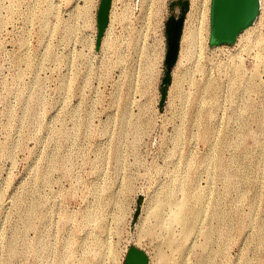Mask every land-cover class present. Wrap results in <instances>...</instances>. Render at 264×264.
<instances>
[{
	"label": "rangeland",
	"instance_id": "rangeland-1",
	"mask_svg": "<svg viewBox=\"0 0 264 264\" xmlns=\"http://www.w3.org/2000/svg\"><path fill=\"white\" fill-rule=\"evenodd\" d=\"M171 1L0 0V264H264V0L159 104Z\"/></svg>",
	"mask_w": 264,
	"mask_h": 264
},
{
	"label": "water",
	"instance_id": "water-1",
	"mask_svg": "<svg viewBox=\"0 0 264 264\" xmlns=\"http://www.w3.org/2000/svg\"><path fill=\"white\" fill-rule=\"evenodd\" d=\"M108 2L109 0H98L96 6L94 47L97 45L104 27ZM174 2L179 4V12L176 15H167L163 21L165 48L162 58L163 71L160 77L159 104L164 98L165 86L170 79L169 70L176 58L181 23L187 8V0H174L169 4ZM257 8V0H209L208 44L232 42L238 31L251 22ZM145 261L146 255L141 249L132 246L127 247L123 264H144Z\"/></svg>",
	"mask_w": 264,
	"mask_h": 264
},
{
	"label": "bare ground",
	"instance_id": "bare-ground-1",
	"mask_svg": "<svg viewBox=\"0 0 264 264\" xmlns=\"http://www.w3.org/2000/svg\"><path fill=\"white\" fill-rule=\"evenodd\" d=\"M206 1V2H205ZM207 1L208 0H202L200 5V10H199V14L198 17L196 15V17L198 18V20L196 21L195 17L194 19H190L191 21L187 22L184 26H182L181 29V33H180V39H179V47H178V52L181 54L184 50L187 49H193L194 45L198 43H201L200 41V36L202 34L206 35V23H207ZM258 4L260 2V0H257ZM261 3V2H260ZM261 6V5H260ZM193 11V10H192ZM185 15H190V13H192L190 11V4L188 3L186 11H185ZM187 17V16H186ZM192 17V16H191ZM188 18V17H187ZM195 20V21H193ZM105 26V25H104ZM204 39V38H203ZM200 40V41H199ZM183 48V49H182ZM116 152V151H115ZM54 158V157H53ZM52 159V158H51ZM197 198H200L199 195H197ZM21 200V199H20ZM180 204V202L178 203ZM175 205V204H174ZM33 206V204H32ZM174 209V208H173ZM28 211V210H27ZM33 211V210H32ZM172 211V210H171ZM30 212V211H29ZM26 214V213H25ZM28 214V213H27ZM183 214V213H182ZM178 210L172 212V216L170 219L169 223H173L176 221H180L183 217ZM29 215V214H28ZM25 216V215H24ZM164 220H162V222L160 223L161 226L166 227V224L163 223ZM159 224V223H158ZM151 230V229H150ZM152 232V231H151ZM150 232V233H151ZM171 238V235L168 234L164 237V241L163 242H168ZM12 249V248H11ZM164 257L163 254H161V258Z\"/></svg>",
	"mask_w": 264,
	"mask_h": 264
},
{
	"label": "flooded vegetation",
	"instance_id": "flooded-vegetation-1",
	"mask_svg": "<svg viewBox=\"0 0 264 264\" xmlns=\"http://www.w3.org/2000/svg\"><path fill=\"white\" fill-rule=\"evenodd\" d=\"M173 1H174V0H173ZM172 4L176 5V7H177V11H176L175 14L168 13L167 15H169V14L176 15V14L179 12V8H180V7H179V4H178L177 2H174V3H172ZM172 4H171V5H172ZM171 5L168 4L169 7H171ZM167 15H166V16H167ZM166 16H165V17H166ZM164 19H165V18H164ZM163 21H164V20H163ZM162 31H163V26H162ZM164 46H165V42H164Z\"/></svg>",
	"mask_w": 264,
	"mask_h": 264
},
{
	"label": "built area",
	"instance_id": "built-area-1",
	"mask_svg": "<svg viewBox=\"0 0 264 264\" xmlns=\"http://www.w3.org/2000/svg\"><path fill=\"white\" fill-rule=\"evenodd\" d=\"M97 3H98V0H94V2H93V8H94V13H95V7L97 6ZM95 21V20H94Z\"/></svg>",
	"mask_w": 264,
	"mask_h": 264
}]
</instances>
